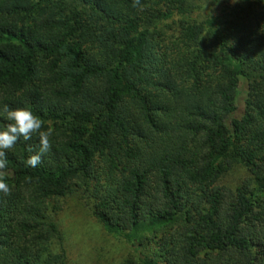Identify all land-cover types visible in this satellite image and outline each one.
Segmentation results:
<instances>
[{
	"label": "trees",
	"instance_id": "obj_1",
	"mask_svg": "<svg viewBox=\"0 0 264 264\" xmlns=\"http://www.w3.org/2000/svg\"><path fill=\"white\" fill-rule=\"evenodd\" d=\"M213 2L0 0V127L7 105L54 129L36 167L35 135L6 152L0 264H64L49 212L73 194L119 264H264V0Z\"/></svg>",
	"mask_w": 264,
	"mask_h": 264
},
{
	"label": "rangeland",
	"instance_id": "obj_2",
	"mask_svg": "<svg viewBox=\"0 0 264 264\" xmlns=\"http://www.w3.org/2000/svg\"><path fill=\"white\" fill-rule=\"evenodd\" d=\"M190 1L194 10L192 16L198 20L218 13L213 0ZM241 99L239 95L236 101L238 110L242 107ZM246 174L245 168L235 165L219 182L234 187ZM58 204V209L49 210V218L57 228V239H52L51 246L62 255L64 264H119L126 258H135L131 245L107 234L95 221L84 198L73 194L60 199Z\"/></svg>",
	"mask_w": 264,
	"mask_h": 264
},
{
	"label": "clouds",
	"instance_id": "obj_3",
	"mask_svg": "<svg viewBox=\"0 0 264 264\" xmlns=\"http://www.w3.org/2000/svg\"><path fill=\"white\" fill-rule=\"evenodd\" d=\"M133 6L144 10L141 0H133ZM2 111L8 123L0 127V194L8 196L11 194V188L3 171L7 167L6 152L14 148L19 138L27 141L35 135L38 138L39 150L27 158L26 165L36 167L41 163L42 155L48 153L52 147L51 137L54 129H45L43 120L27 108H9L4 105Z\"/></svg>",
	"mask_w": 264,
	"mask_h": 264
}]
</instances>
